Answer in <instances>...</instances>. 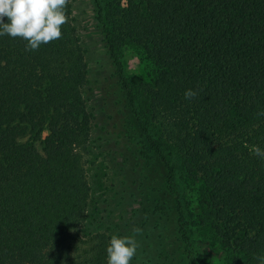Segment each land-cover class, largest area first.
<instances>
[{
    "label": "trees",
    "instance_id": "trees-1",
    "mask_svg": "<svg viewBox=\"0 0 264 264\" xmlns=\"http://www.w3.org/2000/svg\"><path fill=\"white\" fill-rule=\"evenodd\" d=\"M93 2L143 147L165 169L188 264H201L184 208L183 183L195 182L196 219L226 264H258L264 159L252 149L264 150V0ZM64 11L61 38L37 50L0 37V264H106L107 234L84 228L90 188L79 149L95 126L86 37L69 0ZM124 44L151 83L146 105L137 107L122 66ZM173 149L178 165L165 152Z\"/></svg>",
    "mask_w": 264,
    "mask_h": 264
},
{
    "label": "rangeland",
    "instance_id": "rangeland-1",
    "mask_svg": "<svg viewBox=\"0 0 264 264\" xmlns=\"http://www.w3.org/2000/svg\"><path fill=\"white\" fill-rule=\"evenodd\" d=\"M128 0H121L125 5ZM72 16L86 37L85 54L92 80L89 106L95 126L79 149L90 188L84 228L110 238L133 236L139 247L130 264H188L176 225L173 195L166 187L165 169L143 147L141 132L127 104L115 66L102 43L93 0H69ZM120 59L135 93L137 107L146 105L151 83L136 48L124 44ZM153 127V126H151ZM165 148V146H163ZM173 152L166 151L175 164ZM199 183H183L184 204L193 246L201 264H226L217 240L197 221ZM140 231L134 232V229Z\"/></svg>",
    "mask_w": 264,
    "mask_h": 264
},
{
    "label": "clouds",
    "instance_id": "clouds-1",
    "mask_svg": "<svg viewBox=\"0 0 264 264\" xmlns=\"http://www.w3.org/2000/svg\"><path fill=\"white\" fill-rule=\"evenodd\" d=\"M66 3L67 0H0V37L8 35L26 40L27 51L37 50L41 44L60 39L61 26L67 22ZM184 96L191 99L196 92L187 89ZM252 151L264 159V150L260 147H253ZM133 231L138 233L140 229ZM138 247L133 236L112 234L106 245V264H130ZM256 259L258 264H264V255Z\"/></svg>",
    "mask_w": 264,
    "mask_h": 264
}]
</instances>
